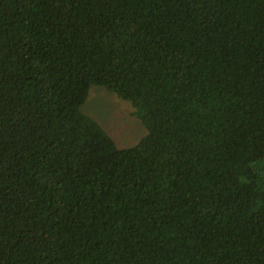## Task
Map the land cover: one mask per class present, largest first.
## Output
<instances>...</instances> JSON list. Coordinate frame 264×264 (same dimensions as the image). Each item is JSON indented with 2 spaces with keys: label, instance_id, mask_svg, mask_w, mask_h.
<instances>
[{
  "label": "trees",
  "instance_id": "trees-1",
  "mask_svg": "<svg viewBox=\"0 0 264 264\" xmlns=\"http://www.w3.org/2000/svg\"><path fill=\"white\" fill-rule=\"evenodd\" d=\"M0 264H264V0H0Z\"/></svg>",
  "mask_w": 264,
  "mask_h": 264
},
{
  "label": "rangeland",
  "instance_id": "rangeland-1",
  "mask_svg": "<svg viewBox=\"0 0 264 264\" xmlns=\"http://www.w3.org/2000/svg\"><path fill=\"white\" fill-rule=\"evenodd\" d=\"M81 110L96 119L121 148L135 146L147 134L132 103L104 86L90 87Z\"/></svg>",
  "mask_w": 264,
  "mask_h": 264
}]
</instances>
